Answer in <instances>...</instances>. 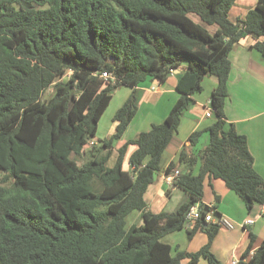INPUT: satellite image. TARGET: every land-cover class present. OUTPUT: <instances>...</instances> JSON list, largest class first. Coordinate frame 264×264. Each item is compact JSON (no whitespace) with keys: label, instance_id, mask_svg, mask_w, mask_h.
Wrapping results in <instances>:
<instances>
[{"label":"trees","instance_id":"obj_1","mask_svg":"<svg viewBox=\"0 0 264 264\" xmlns=\"http://www.w3.org/2000/svg\"><path fill=\"white\" fill-rule=\"evenodd\" d=\"M236 1L0 0V264H221L211 252L220 226L205 221L213 208L202 205L206 178L222 179L249 211L264 204L247 138L225 115L230 53L252 37L250 49L264 57V0L233 21ZM182 67L180 97L165 121L125 144L109 168L114 143L138 111L137 88L164 83ZM208 76L218 79L215 122L188 142L195 147L207 132L209 144L180 152L184 172L173 182L189 201L153 214L145 194ZM120 87L132 93L113 117L115 134L89 146ZM131 145L137 149L126 171ZM196 205L203 216L188 236L203 230L207 244L195 253L166 244V236L189 228L186 216ZM133 213L141 224H130ZM256 238L251 233L240 264H264V242L254 249Z\"/></svg>","mask_w":264,"mask_h":264},{"label":"crops","instance_id":"obj_2","mask_svg":"<svg viewBox=\"0 0 264 264\" xmlns=\"http://www.w3.org/2000/svg\"><path fill=\"white\" fill-rule=\"evenodd\" d=\"M238 3L240 0H237L231 9L233 21L238 18L232 15ZM256 4L257 0L251 3L252 9ZM240 6L237 12L239 11L241 19H244L251 9L242 10ZM217 30L218 27L212 26L210 32L214 34ZM255 42L256 40L252 37L242 39L230 53L232 69L225 115L228 123L233 124L236 131L247 138L254 170L264 181V57L256 50L250 49ZM177 71L178 69L173 71L164 83L159 80L146 81L137 88L138 111L123 138L114 143L111 158L107 164L109 168L115 166L119 150L125 144L137 139L141 133L149 131L153 125L165 121L180 97L176 87L181 73L185 70ZM217 86L218 79L215 76H208L203 80V92L194 96L193 104L182 117L178 133L166 149L161 162L162 170L156 175L155 182L149 186L145 194L149 211L153 214L174 213L183 203L189 201V195L186 192L166 180V170L174 163L176 164L174 170L183 173L184 167L178 164L180 152L183 149L189 153L199 152L207 148L209 133H204L195 147L189 144L188 138L192 133L206 130L214 124L215 114L212 117H206V113L212 109V93ZM131 93L132 89L128 87L115 90L112 102L99 122L98 132L94 139L96 146L101 145L102 141L108 140L115 134L117 123L113 122V117ZM136 149L134 145L128 148L123 164L124 170L130 171L129 159ZM82 160L79 164L84 162V159ZM199 169L200 162L195 167L194 174H198ZM202 205L206 209L213 208L212 223L224 218L233 224V228L230 229L220 228L211 244V252L221 264H240L243 253L250 244L251 233L257 237L254 249H258L264 242V204H257L249 211L243 200L230 190L222 179L206 178ZM130 217H132L129 218L130 224L142 223L139 213L132 214ZM248 220H253L254 223L248 225ZM190 229L192 227L172 233L163 241L181 251L198 252L207 244L208 236L205 231L199 229L190 239L188 236ZM187 263L188 260H185L184 264ZM198 264L210 263L202 258Z\"/></svg>","mask_w":264,"mask_h":264},{"label":"built area","instance_id":"obj_3","mask_svg":"<svg viewBox=\"0 0 264 264\" xmlns=\"http://www.w3.org/2000/svg\"><path fill=\"white\" fill-rule=\"evenodd\" d=\"M103 78L105 79H112L113 81L115 80V78H113L110 74L108 73H104L103 74ZM214 114V110L211 109L209 111H207L206 113V117H212ZM89 146H95V141H91ZM180 173L177 170H173L170 174H167L166 176V180L170 183L173 184L174 180H176L179 177ZM202 209L200 208L199 205L193 206L190 211L188 212L187 216H186V220H187V225L188 227H193L201 218H202ZM205 221L207 222H212L213 221V215L211 213H209L208 215L205 216ZM220 228H233V224L228 220V219H224L221 218L218 222H216ZM254 221L253 220H248L247 224H253ZM253 255V254H252Z\"/></svg>","mask_w":264,"mask_h":264},{"label":"rangeland","instance_id":"obj_4","mask_svg":"<svg viewBox=\"0 0 264 264\" xmlns=\"http://www.w3.org/2000/svg\"><path fill=\"white\" fill-rule=\"evenodd\" d=\"M256 0H240V3H238V5H236V8L234 9V11L232 12V15L234 17H238V18H235V19H240L241 18V14L240 12L238 11L237 12V8L238 6H240L242 4V6H240L239 8H241L242 10L244 9H252V6H251V3H255ZM251 6V8H249ZM191 18L193 19L194 22H197L198 24H200L205 30H207L209 33H211V28L212 26L210 25H207L206 23L202 22L196 15H191ZM213 26H216V25H213ZM217 27V26H216ZM74 158V157H73ZM83 160L80 159L79 162H82ZM1 179V177H0ZM133 214H136V213H133ZM134 216V215H133ZM132 217H130L131 219ZM130 219L128 218V220L130 221ZM131 222V221H130Z\"/></svg>","mask_w":264,"mask_h":264},{"label":"water","instance_id":"obj_5","mask_svg":"<svg viewBox=\"0 0 264 264\" xmlns=\"http://www.w3.org/2000/svg\"><path fill=\"white\" fill-rule=\"evenodd\" d=\"M181 70H186L185 68H179L178 71H181ZM175 71V70H174ZM177 71V72H178ZM215 112V111H214ZM207 210V209H206Z\"/></svg>","mask_w":264,"mask_h":264}]
</instances>
